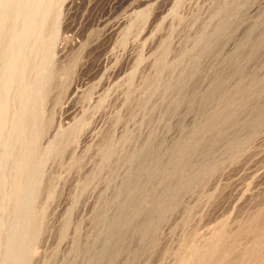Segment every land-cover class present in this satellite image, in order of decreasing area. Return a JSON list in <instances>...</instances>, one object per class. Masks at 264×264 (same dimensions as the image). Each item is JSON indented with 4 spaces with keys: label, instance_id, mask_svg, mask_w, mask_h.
<instances>
[{
    "label": "rangeland",
    "instance_id": "1",
    "mask_svg": "<svg viewBox=\"0 0 264 264\" xmlns=\"http://www.w3.org/2000/svg\"><path fill=\"white\" fill-rule=\"evenodd\" d=\"M5 1L0 264H261L264 0Z\"/></svg>",
    "mask_w": 264,
    "mask_h": 264
},
{
    "label": "bare ground",
    "instance_id": "2",
    "mask_svg": "<svg viewBox=\"0 0 264 264\" xmlns=\"http://www.w3.org/2000/svg\"><path fill=\"white\" fill-rule=\"evenodd\" d=\"M25 1V0H24ZM29 1V0H28ZM34 1H36V0H34ZM9 2H10V0H9ZM12 2V1H11ZM13 2H14V0H13ZM40 2V1H39ZM69 2V1H68ZM66 3V6L69 4V3ZM4 3H6L7 4V0L4 2ZM25 3V2H24ZM21 4V3H20ZM27 4V3H26ZM25 4V5H26ZM29 4V3H28ZM31 4V3H30ZM34 3H32V5H33ZM2 5V4H1ZM6 6V5H5ZM27 7V6H26ZM35 7V6H34ZM18 8V7H17ZM25 8V7H24ZM39 8V7H38ZM20 9V8H19ZM19 9L17 10V12L19 11ZM34 9V8H33ZM50 9V8H49ZM1 11V10H0ZM41 11V10H40ZM45 11H46V8H45ZM4 11L2 10V14H1V12H0V16H1V19H0V46L2 47L3 45H4V43H6V42H9L10 40H8V38L10 39L11 37L9 36V34L12 32L13 33V30L11 31L10 29H8V26H7V23L9 22V20H12L13 21V19L15 18V20L17 19V16L15 15L14 16V13H16V11L13 13V15L11 16L10 15V13L9 12H4ZM32 12H33V10H32ZM39 12V11H38ZM42 12V11H41ZM40 12V13H41ZM47 12V11H46ZM45 12V14H48V13H46ZM19 14V13H18ZM43 14V13H42ZM36 15V14H35ZM37 16H39V14L38 15H36V17ZM47 16H45V18H46ZM40 18H41V14H40ZM44 18V17H43ZM25 19V18H24ZM39 20V19H38ZM45 20V19H44ZM44 20H43V22H44ZM36 21H37V19L36 20H34V22L36 23ZM33 22V21H32ZM37 22H40L41 23V19L39 20V21H37ZM43 22H42V24H43ZM10 24V23H9ZM35 26V24L33 23L32 24V26ZM31 26V25H30ZM37 27H39V24H37L36 25ZM41 26V25H40ZM32 29V28H31ZM9 30V31H8ZM26 30H28V29H26ZM23 32V31H22ZM11 33V34H12ZM16 34H18L17 32H15ZM10 34V35H11ZM17 36V35H16ZM17 38V37H16ZM21 38V37H20ZM13 39H15V37L12 35V41L13 42H10V43H14V40ZM17 40H19L18 38H17ZM17 40H16V42H17ZM26 40V39H25ZM28 40H29V38H28ZM30 41V40H29ZM20 42H22V41H20ZM11 45V44H10ZM15 46V45H14ZM15 48V47H14ZM50 48V47H49ZM1 49V48H0ZM21 49H19V52H16L15 53V55L14 56H16V54L18 53V56L20 55V51ZM12 51V50H11ZM14 51H15V49H14ZM17 51H18V49H17ZM22 53V52H21ZM26 53V52H25ZM12 55V54H11ZM38 55V54H37ZM14 56H12V58L13 59H10L9 61H8V65L14 70L15 68H16V72L18 73V74H16V75H19V71H18V66H17V64H19V63H17L16 61V59H15V57ZM8 57V56H7ZM8 60V59H7ZM21 62V61H20ZM27 65V64H26ZM20 66V65H19ZM9 68V67H8ZM21 69V68H20ZM4 70H6V69H4ZM8 71H9V69H8ZM8 71H6V74H7V72ZM10 72V71H9ZM8 72V73H9ZM22 72H21V70H20V78H18L19 79V81H18V86H20L23 82H22V78H23V74H21ZM3 74H5V71H4V73ZM10 74V76L12 75L11 73H9ZM25 74V73H24ZM40 74V73H39ZM13 75H14V73H13ZM4 76V75H3ZM12 77V76H11ZM14 77V76H13ZM7 78V77H6ZM5 78V79H6ZM11 79V78H10ZM25 79V78H24ZM3 80V79H2ZM10 81V80H9ZM7 82V81H6ZM9 84H10V82H8ZM12 83V82H11ZM4 85V84H3ZM6 86V87H5ZM7 87H8V85L7 84H5L4 85V87H3V89H7ZM41 88V87H40ZM44 89V88H43ZM22 90H24V89H22ZM38 90H39V88H38ZM34 91V90H33ZM20 92H21V90H20ZM30 92V91H29ZM40 92V91H39ZM33 93V92H32ZM3 94V93H2ZM30 94V93H29ZM72 95H73V90H70L69 92H68V98L70 99V97H72ZM34 96V95H33ZM43 97H45V93L44 92H41V93H39V94H37V96L35 97L36 99H40L41 101H43L42 100V98ZM4 98V97H3ZM1 99L2 98H0V101H1ZM36 101V100H35ZM2 103V102H1ZM5 104L4 105H0V131H1V129L3 130V127H4V125L6 126V124H5V120H4V114L2 113L3 112V110L5 111ZM2 113V114H1ZM5 113V112H4ZM36 113V112H35ZM3 117H2V116ZM34 115H36V114H34ZM37 116V115H36ZM32 117L33 116H31V118L29 119L30 120V122H31V119H32ZM34 118V117H33ZM34 119H37V117H35ZM21 121H22V118H21V120H20V124L18 125V127H25V125L24 124H21ZM9 123V122H8ZM28 123V122H27ZM35 123L37 124L38 122L37 121H35ZM31 123H29V125H30ZM32 124H33V122H32ZM35 124V125H36ZM28 125V126H29ZM32 126V125H31ZM34 127H36V126H34ZM19 128V129H20ZM32 128H33V126H32ZM18 128H17V130H19ZM35 130V129H34ZM2 132V131H1ZM19 132H21L20 130H19ZM34 133V132H33ZM2 134V133H1ZM21 134H23L22 132H21ZM28 134V133H27ZM21 136V135H20ZM26 136V135H25ZM30 136H32V135H30ZM26 137H29V135L28 136H26ZM35 138V137H34ZM19 139H21V137L19 138ZM30 139V138H29ZM28 139V140H29ZM37 139V138H36ZM31 140H32V137H31ZM13 141H14V139H13ZM25 142V141H24ZM30 143V142H29ZM32 144V143H31ZM23 145V144H22ZM21 145V146H22ZM26 146V145H25ZM29 146V145H28ZM31 146V145H30ZM29 146V147H30ZM23 147V146H22ZM28 148V147H27ZM22 149V148H21ZM21 149H19L20 151H21ZM24 149V148H23ZM31 149H32V147H31ZM29 150V149H28ZM25 151L27 152V149H25ZM30 152H31V150H30ZM32 153V152H31ZM24 154L26 155V153L24 152ZM24 154H23V156H24ZM18 155V154H17ZM16 155V156H17ZM28 155V154H27ZM29 156V155H28ZM20 158V157H19ZM13 159V158H12ZM16 159V158H15ZM14 159V160H15ZM18 160V159H17ZM17 160H15V162L17 161ZM27 160V159H26ZM19 161V160H18ZM21 161H22V163L23 162H25V161H23L22 160V158H21ZM27 161H29V159L27 160ZM14 162V161H13ZM16 163H18V162H16ZM26 165H27V167H28V165L30 164V162L27 164V163H25ZM24 166V165H23ZM21 167V166H20ZM26 167V166H25ZM16 168V167H15ZM22 169V168H21ZM26 169V168H25ZM24 171V170H23ZM20 172V171H19ZM25 173H26V171H25ZM18 174H20V176L21 175H23L21 172L20 173H18ZM27 174V173H26ZM22 177V176H21ZM22 179V178H21ZM14 183V182H13ZM17 183V182H16ZM25 183V182H24ZM18 185H19V183H17ZM21 184V183H20ZM13 185V184H12ZM36 184H34V186H35ZM16 186V185H15ZM14 186V191L16 192V194L18 195V193H17V191L18 190H16L17 189V187H15ZM26 187V186H25ZM33 187V186H32ZM31 187V188H32ZM36 187V186H35ZM18 188H21V186L20 187H18ZM4 189V188H3ZM23 189V188H22ZM21 189V190H22ZM26 190V189H25ZM32 192V191H31ZM20 193V192H19ZM25 194V193H24ZM17 198V197H16ZM33 206V205H32ZM13 207V206H12ZM27 210V209H26ZM32 210V209H31ZM29 211V210H28ZM32 215H33V213H32ZM263 215H264V213H263ZM30 217V216H29ZM28 217V219H31V218H29ZM256 217H258V216H256ZM255 219V218H254ZM256 219H258L257 221L258 222H262L263 220H264V218H261V217H258V218H256ZM32 220V219H31ZM254 221H256V220H254ZM254 221H252L253 223H254ZM24 222V221H23ZM26 222V221H25ZM35 222V221H34ZM264 222V221H263ZM31 223V222H30ZM28 224V223H27ZM27 224H26V226H27ZM31 225V224H30ZM250 225H252V224H247L246 225V229H245V231L246 232H251L252 234H255L256 233V231H255V228H253V226L251 227ZM32 226V225H31ZM35 228V227H34ZM40 228V227H39ZM24 229H26V227L24 228ZM29 229V228H28ZM35 231H36V229H35ZM258 231V230H257ZM33 233V232H32ZM260 234H262L261 232H260ZM256 235V234H255ZM259 235V234H258ZM27 236V235H26ZM262 237V236H261ZM36 238V237H35ZM255 238V237H254ZM27 239V238H26ZM29 239V238H28ZM235 239V238H234ZM257 239V238H256ZM18 240V239H17ZM258 240V239H257ZM8 242H9V239H8ZM17 242V241H16ZM233 245V244H232ZM231 245V246H232ZM231 246H229V247H231ZM255 246H256V244H255ZM26 247V246H25ZM252 247H254V246H252ZM251 247V248H252ZM251 248H248L247 249V247H246V251L244 250V253H242L241 252V255H243V257H244V259H242V260H252V262H253V260H256L257 258H258V256H257V253L253 250V249H251ZM256 248V247H255ZM230 250V249H229ZM231 251V250H230ZM15 252V251H14ZM230 253V252H229ZM221 255L219 256V260H217V262L216 263H212V259H211V257H209V256H206V257H199L197 260H195V264H237V263H233V262H229V263H225V262H227V260L226 259H228L227 258V254H228V247L227 248H224V250H222L221 251V253H220ZM13 255H15V254H13ZM257 257V258H256ZM17 258V257H16ZM230 259V258H229ZM240 259V256H239V258L238 259H236V261L237 260H239ZM233 260V259H232ZM241 260V259H240ZM216 261V260H215ZM225 261V262H224ZM235 261V260H234ZM235 261V262H236ZM244 262V261H243ZM242 261H241V263H243ZM250 262V261H249ZM241 263H238V264H241ZM245 263V262H244ZM243 263V264H244ZM255 263V262H254ZM256 264H258V263H256ZM260 264V263H259ZM261 264H264V260H262L261 261Z\"/></svg>",
    "mask_w": 264,
    "mask_h": 264
}]
</instances>
